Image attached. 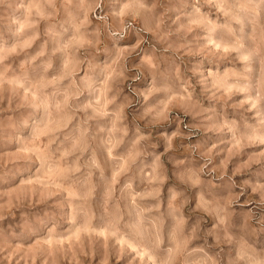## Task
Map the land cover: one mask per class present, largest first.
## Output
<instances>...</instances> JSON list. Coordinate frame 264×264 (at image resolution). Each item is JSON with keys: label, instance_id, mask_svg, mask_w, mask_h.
Returning <instances> with one entry per match:
<instances>
[{"label": "rangeland", "instance_id": "374dc122", "mask_svg": "<svg viewBox=\"0 0 264 264\" xmlns=\"http://www.w3.org/2000/svg\"><path fill=\"white\" fill-rule=\"evenodd\" d=\"M0 264H264V0H0Z\"/></svg>", "mask_w": 264, "mask_h": 264}]
</instances>
